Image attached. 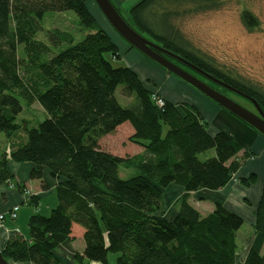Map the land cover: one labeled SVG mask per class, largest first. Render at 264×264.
I'll list each match as a JSON object with an SVG mask.
<instances>
[{"label": "trees", "instance_id": "1", "mask_svg": "<svg viewBox=\"0 0 264 264\" xmlns=\"http://www.w3.org/2000/svg\"><path fill=\"white\" fill-rule=\"evenodd\" d=\"M90 1L0 0V133L9 138L20 130L27 134L25 144L1 156L0 184L11 178L8 160L32 163L36 168L30 179L41 180L42 168H47L58 181L59 200L49 216L30 217L29 239L10 238L3 257L14 263L58 264L55 251L71 240L77 225L85 242L83 255L75 258L78 264H108L110 254L117 255L115 264H237L243 218L219 204L204 216L189 199L199 190L224 189L250 152L237 158L242 146L226 132L211 135L195 106L163 98L129 67H114L106 55L120 61V50L89 10ZM220 7L221 0H142L129 11L133 23L125 19L264 109V94L214 67L190 48L174 24L187 13ZM52 12L75 13L88 34L76 42L53 31L49 45L38 41L42 21ZM242 22L250 31L259 27L247 11ZM63 45L67 47L48 57L52 48ZM120 86V94L131 100L125 106L116 96ZM156 95L164 100L162 108L154 101ZM22 101L38 104L46 118L19 124ZM126 123L133 129L130 142L142 147L144 155L137 159L138 174L124 180L120 167L129 169L134 158L106 152L100 143ZM211 150L213 157L199 159ZM255 182L254 174L240 179L245 187ZM172 184L184 193L177 217L169 222L160 213L163 191ZM255 218L254 232L264 236V182ZM243 264H264V252L251 249Z\"/></svg>", "mask_w": 264, "mask_h": 264}, {"label": "rangeland", "instance_id": "2", "mask_svg": "<svg viewBox=\"0 0 264 264\" xmlns=\"http://www.w3.org/2000/svg\"><path fill=\"white\" fill-rule=\"evenodd\" d=\"M139 2V1H138ZM137 4L136 1L130 0L126 4L120 6L121 14L131 23L132 20L129 17V10L132 6ZM89 10L99 22V24L105 27V30L114 36V31L108 25L96 4L90 1ZM192 6H186L187 11L191 10ZM182 10V9H181ZM247 11L251 13L258 21L259 27L253 31L248 30L242 22V13ZM161 18H157L154 22L159 26ZM175 26L180 31L184 40L189 44L190 48L196 53L203 56L211 64L214 65L221 72L231 76L238 82L242 83L255 91L264 94V0H221V7L216 11H205L199 13H187L186 15L176 19L174 21ZM144 36L149 40L162 45V42L150 35L148 32L141 31L139 26L135 25ZM53 31H60L71 35L76 42L81 41L88 32L82 26L79 18L73 12L64 13H47L42 21V31L37 35L36 39L49 45V34ZM116 34V33H115ZM117 35V34H116ZM67 45L62 47L52 48L51 53L48 57L53 54H58L61 50L65 49ZM22 50H20V57H22ZM106 59L112 62L114 67H125L127 62L125 60L116 61L112 59L110 55H106ZM143 72V70H141ZM144 75V73H141ZM167 80L164 84H161L159 88H164L167 92L173 93V85H169L173 81L168 74L166 75ZM160 81V80H158ZM150 88H155L154 81L147 82ZM153 85H152V84ZM180 85V84H179ZM170 88V89H169ZM123 89L120 86L117 90L116 96L119 103L123 106L129 104L131 100L125 99L120 93ZM171 94L172 98H176V95ZM232 96V95H231ZM180 99L189 100L187 97L179 96ZM233 98L241 105L250 108V103L246 100L234 96ZM24 106L23 113L18 117V123L21 124L22 120H28L30 123L41 122L46 116L41 110L40 106L34 103L32 106ZM251 109V108H250ZM209 125V124H208ZM133 135V129L128 124L119 127L113 135L107 136L101 142L103 150L111 152L112 154L119 156L124 159L134 158V164L132 167L127 169L125 166L120 167V177L124 180L130 179L131 177L138 174L139 170L135 168L137 159L144 155L142 147L130 142V137ZM27 142V134L24 130H20L15 133L11 138L5 134L0 133V152L2 150H9L17 148ZM243 150L238 154L237 158L241 159L245 151L250 152L251 158L243 161L238 171L247 165L249 160L255 162H263L264 156H257L252 150H248L243 144H241ZM5 151V152H6ZM214 156L213 150L208 151L199 156L201 161H205ZM238 171L233 175L230 183L240 184L238 177ZM254 174L256 177L255 184L245 187L246 189L251 188L253 195H256L258 188H256L259 176L256 173H250L244 178H250ZM243 186V185H242ZM253 187V188H252ZM247 197L244 199L245 207H240L243 212L248 207L254 211L260 201V197L256 196ZM206 216V215H204ZM240 216V215H239ZM243 218V217H242ZM247 218V217H246ZM244 225L241 231L237 234L238 254L237 264H243L240 261L242 253L247 250L249 245L253 244L256 246V250L264 252V239L259 234L254 232V225H250L247 219H244Z\"/></svg>", "mask_w": 264, "mask_h": 264}, {"label": "crops", "instance_id": "3", "mask_svg": "<svg viewBox=\"0 0 264 264\" xmlns=\"http://www.w3.org/2000/svg\"><path fill=\"white\" fill-rule=\"evenodd\" d=\"M112 1L116 5V7L120 9L121 5L126 4L130 0ZM134 1H136L138 4L142 0ZM137 4H135L134 6H136ZM134 6H132L130 10ZM111 37L120 50L121 60H125L127 62V67L133 70L142 81L146 83L148 81H154V83L156 82V87L153 89V91H155L158 95L174 103H188L195 106L201 113L205 121L209 124V132L211 135H215L218 132H226L228 134H231L240 145L243 144V146H245L248 150H252L253 152H255L257 156H261V158L264 156V139L257 133L232 117L230 114L223 111L221 108L206 99L203 95H201L194 89L188 87L173 76L169 75L162 68L152 63L135 50H132L115 33L114 36L111 35ZM141 70H143V72H141ZM141 73H144V75H142ZM167 74L168 78L170 76L171 80L173 81L169 84L173 85V93L172 90H170V93L174 94V96L176 95V98H172L171 94L164 88H159V86L161 84H164V82L167 80ZM183 95L189 100L187 101L185 99L179 98V96ZM103 140L104 139H102L101 142ZM11 150H9V152H7L6 150H2L0 152V159L3 154H9ZM35 168L36 166L32 163H15L11 160H8L7 162V171L11 178L5 183L0 184V213H4L7 215L11 211V209L16 206H19L20 210L15 221L11 220L7 215L4 223V228L0 230V247L2 250L8 240L14 236H20L26 240L29 239L28 223L31 216L40 214L47 217L50 215L51 210L57 208L59 205V200L56 194L58 181L51 177L50 171L47 168H42L41 180H31L30 174ZM250 173H256L259 176V180L256 185V188H258L256 189V195H253V191L251 188L246 189L240 184L229 183L224 189L220 191L215 192L208 190H199L198 192L192 193L189 202L202 215H208L209 213H211L214 210L216 204L222 205L228 210L240 215L244 219H247L249 224L253 225L256 222L253 209L248 207L246 211L243 212L239 208L247 206L244 203V199H247V197L253 195L254 197L256 196L257 198H261L264 182V163L261 161L255 162L249 160L247 165L242 167L238 171L237 175L239 178H244ZM19 186L24 187L23 191L18 188ZM183 193L184 189L175 184L170 185L163 191L164 208L160 214L167 221L171 222L177 217V204ZM31 198H35L37 200V206L32 204ZM73 232L74 233L71 240L62 243L55 251L54 255L58 261V264H78L75 259L76 256L83 255L84 253V230L81 227L75 225ZM259 236L264 239L263 235L259 234ZM251 249L256 250V246L251 244L249 245V247H247L245 255L244 253H242V257H240V261L242 259L241 262L245 261ZM256 251L259 253H263L258 250ZM116 259L117 255L110 254L108 257V264H115ZM11 263L24 264L14 262ZM83 264L101 263L84 262Z\"/></svg>", "mask_w": 264, "mask_h": 264}, {"label": "water", "instance_id": "4", "mask_svg": "<svg viewBox=\"0 0 264 264\" xmlns=\"http://www.w3.org/2000/svg\"><path fill=\"white\" fill-rule=\"evenodd\" d=\"M93 2L112 30L130 48L203 95L264 139V109L257 100L144 37L125 19L112 0H93ZM231 95L246 100L256 113L238 103ZM0 264H12L3 257L1 247Z\"/></svg>", "mask_w": 264, "mask_h": 264}, {"label": "built area", "instance_id": "5", "mask_svg": "<svg viewBox=\"0 0 264 264\" xmlns=\"http://www.w3.org/2000/svg\"><path fill=\"white\" fill-rule=\"evenodd\" d=\"M154 101L158 108H162L164 106V100L160 96H154ZM20 210L19 206L13 207L11 211L7 214L9 218L13 221H15L18 217V212ZM6 214L0 213V230L4 228V223L7 217Z\"/></svg>", "mask_w": 264, "mask_h": 264}, {"label": "flooded vegetation", "instance_id": "6", "mask_svg": "<svg viewBox=\"0 0 264 264\" xmlns=\"http://www.w3.org/2000/svg\"><path fill=\"white\" fill-rule=\"evenodd\" d=\"M232 97H233V95H232ZM250 106H251V107H250L251 109H250V108H248V109H250L251 111H253V112L256 113V110L253 108V106H252L251 104H250Z\"/></svg>", "mask_w": 264, "mask_h": 264}]
</instances>
